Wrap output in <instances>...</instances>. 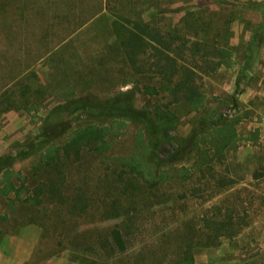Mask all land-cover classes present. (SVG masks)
Instances as JSON below:
<instances>
[{
  "label": "rangeland",
  "instance_id": "1",
  "mask_svg": "<svg viewBox=\"0 0 264 264\" xmlns=\"http://www.w3.org/2000/svg\"><path fill=\"white\" fill-rule=\"evenodd\" d=\"M128 29L187 45L184 64L195 68L203 106L171 104L178 121L168 131L145 133L138 120H123L114 124L106 153L62 155L55 170L42 168L37 154L16 161L12 168L24 180L21 186L13 177L20 197L35 187L55 189V196L38 206L13 201L11 193L0 196V245L6 239L9 264L19 256L21 264H175L187 245L194 264H264V176L252 178L264 175V95H252L264 85L258 84L264 0H0V94L15 90L14 98L0 100V156L36 148L44 119L67 102L88 98L93 104L86 115L78 104L69 109L70 130L111 125L98 104L119 94L131 97L137 112L166 105L163 82L133 73L116 53L114 44ZM194 41L201 44L195 57L189 51ZM147 87L159 92L147 94ZM227 120L234 123L228 147L210 148L211 136L203 137L184 161L165 168V182L148 188L150 201L133 212L142 228L132 249L107 257L91 248L115 223L103 210L123 200L124 189L147 187L129 163L170 160L193 128L211 124L218 137ZM140 133L150 136L152 154ZM226 210L239 232L214 247L198 246L205 220H220Z\"/></svg>",
  "mask_w": 264,
  "mask_h": 264
},
{
  "label": "trees",
  "instance_id": "2",
  "mask_svg": "<svg viewBox=\"0 0 264 264\" xmlns=\"http://www.w3.org/2000/svg\"><path fill=\"white\" fill-rule=\"evenodd\" d=\"M200 45L197 41L192 42L189 50L190 55L195 57L198 54V50H200ZM114 46L116 53L130 71L139 75L152 74L159 78L160 82H163L164 91L169 98L168 103L163 106L156 104L152 110L145 108L142 112H137L132 110L131 97L127 96V94H119L98 104V110L101 115L112 119L113 125L99 126L93 124L77 127L73 130H70L69 121H65L70 114L68 112L69 109L73 105L78 104L79 108L83 110L82 114L86 115V111L93 104L86 98L57 106L42 122L40 134L43 142L34 149L19 152L16 156H12L9 153L0 156V196H8L11 193L13 201H20L31 206L42 204L46 195L55 196V189L35 187L31 193L26 192L24 197H20L21 190L15 185L13 177L21 182V186H23L24 180H20L19 173L14 172L12 168L15 162L20 159L37 154L39 155V164L42 168L55 170L59 163L57 159L62 155L64 158H69L71 155L78 157L84 149L96 152L99 155L106 153L110 148L108 136L115 134L114 124L120 127V122L123 120H138L145 133L148 129L149 133L152 132L150 130L156 132L168 131L173 129L178 121V116L169 108L171 104L184 103L195 111H198L203 106L204 95L197 83L198 76L195 68L184 64L185 50L188 49L187 45L176 44V38L167 39L160 34H157L156 37H150L146 32L139 33L128 29L124 37L117 44L115 43ZM113 47L110 49H113ZM221 64L220 62L216 63L213 69L218 68ZM12 91L15 90L9 88L2 92L0 100L8 101V99L14 98ZM146 92L147 94H156L159 89L147 87ZM25 94V90L21 89L20 97L27 98ZM11 104V106H14V103ZM14 109L18 110L19 108L14 107ZM129 113L131 116L128 115ZM233 125L234 123L231 121H222L220 128L217 130L220 133L218 137L213 135L215 129L213 130L214 127L211 124L193 128L189 135L173 150L170 160H158L157 165L149 160L142 161L139 164L129 163V171L141 178L147 187H144V189H124V199L113 201L109 208L103 210L105 218L114 220L115 223L107 229L105 235L92 242L91 248L99 250L107 257H113L132 249L142 228L137 214L133 212L139 208L141 211L150 201L149 192L151 189L148 188L165 182L167 174L170 173L165 168L172 166L176 162L184 161L198 147L203 137L211 136L208 140L210 148L228 147L234 136ZM210 130H212L211 133H209ZM200 131L204 132L203 136L199 134ZM147 134L143 135L140 133V137H145L146 154L150 155L153 151L150 146V136ZM62 136H67L65 142L56 145L54 141ZM20 146L25 147L26 145L21 144ZM263 176L254 173L252 178L257 180ZM219 181L221 183L226 182L225 179ZM231 183L232 181H229L227 184ZM138 202L140 203L139 205L137 204ZM133 204L138 205L134 211L131 210V205ZM218 210L221 211L220 209ZM204 223L203 238L198 242V246L204 248L216 246L218 240L223 236H235L240 229L232 214V210H226L220 220H214L210 217ZM175 264H194L190 245H187L179 252Z\"/></svg>",
  "mask_w": 264,
  "mask_h": 264
},
{
  "label": "crops",
  "instance_id": "3",
  "mask_svg": "<svg viewBox=\"0 0 264 264\" xmlns=\"http://www.w3.org/2000/svg\"><path fill=\"white\" fill-rule=\"evenodd\" d=\"M257 56H260L259 54L257 55ZM261 66L263 67V70H264V62L261 64ZM262 83L264 84V74H263V77L261 78H259V82H258V84L261 86L262 85ZM247 94H251L250 93V90H246V95ZM255 95L256 96V94L258 95H264V85H263V87L261 88V89H257V90H254V92H252V95ZM251 96V95H250ZM248 108H251V105L250 106H248ZM5 241H6V239L3 241V243L0 245V264H9V261H8V257H7V254H8V248H6L5 246ZM7 242V241H6ZM17 259H18V261H17V263L16 264H21L20 263V259H21V257L19 256V257H17Z\"/></svg>",
  "mask_w": 264,
  "mask_h": 264
}]
</instances>
